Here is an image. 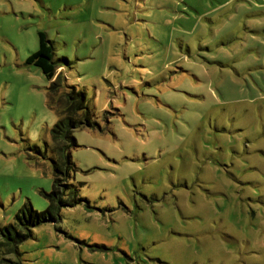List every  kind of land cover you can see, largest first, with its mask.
<instances>
[{"label":"rangeland","instance_id":"1","mask_svg":"<svg viewBox=\"0 0 264 264\" xmlns=\"http://www.w3.org/2000/svg\"><path fill=\"white\" fill-rule=\"evenodd\" d=\"M39 31L89 106L83 201L0 264H264V0H0V230L52 190Z\"/></svg>","mask_w":264,"mask_h":264},{"label":"trees","instance_id":"2","mask_svg":"<svg viewBox=\"0 0 264 264\" xmlns=\"http://www.w3.org/2000/svg\"><path fill=\"white\" fill-rule=\"evenodd\" d=\"M37 38L38 49L27 57L25 63L37 67L50 82L46 87L48 104L55 110L58 117L51 130L55 143L52 160L54 179L52 190L43 194L48 201L44 211L37 212L30 203H26L16 214L14 223L0 230L4 239L0 242V249L5 248L7 253L15 252L17 245L31 236L32 228L43 223L58 221L59 211L62 208L74 207L83 201L78 197L75 185L68 181V171L72 165L68 151L76 146L73 132L93 125L86 95L74 87L60 91L62 86L54 80L59 67H57V61L54 60L52 42L42 31L37 33ZM3 259L0 257V263Z\"/></svg>","mask_w":264,"mask_h":264}]
</instances>
